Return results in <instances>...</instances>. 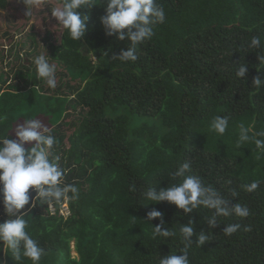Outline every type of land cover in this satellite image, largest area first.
<instances>
[{"label": "trees", "instance_id": "trees-1", "mask_svg": "<svg viewBox=\"0 0 264 264\" xmlns=\"http://www.w3.org/2000/svg\"><path fill=\"white\" fill-rule=\"evenodd\" d=\"M45 1L50 12L63 6V0ZM15 2L27 4L0 0V10L18 9ZM103 3L78 10L88 17L80 41L63 27L57 41L26 35L31 46L44 44L48 62L57 63L55 88L37 78L34 61L22 54L11 71H0V117H7L0 136L17 139L19 125L38 119L57 139L49 155L60 157L61 186L77 188L53 202L55 212L39 200L20 210L26 230L44 249L40 264H159L183 254L179 229L189 221L197 235L209 236L202 247L193 236L190 264H264V153L254 143L237 146L241 123L253 133L264 131V87L253 86L257 76L264 81V0H156L165 22L137 46L134 63L115 59L130 41L106 34ZM253 36L261 38L258 49L249 47ZM241 65H247L243 78L236 75ZM216 116L229 119L223 136L211 130ZM184 162L191 163L186 175L217 189L229 206H247L250 215L219 217L210 228L212 211L203 206L185 215L166 201L145 198L151 188L179 183L170 174ZM253 181L259 187L244 190ZM29 193L36 195L31 188ZM65 202L68 216L61 213ZM153 209L164 213V228L175 237L153 238L160 224L159 218L147 220ZM8 218L0 197V223ZM227 224L241 228L226 236ZM2 244L0 261L17 264ZM18 264L31 261L22 257Z\"/></svg>", "mask_w": 264, "mask_h": 264}, {"label": "clouds", "instance_id": "clouds-1", "mask_svg": "<svg viewBox=\"0 0 264 264\" xmlns=\"http://www.w3.org/2000/svg\"><path fill=\"white\" fill-rule=\"evenodd\" d=\"M29 3V0H25ZM95 0H63V6L52 8V15L59 21L68 36L74 41H80L86 31V21L88 19L82 10L92 7ZM103 7L107 15L101 17L106 34L116 35L118 39L130 41L127 50H121L115 59L121 62H135L138 59L137 46L154 35V26L165 22V11L163 7L156 3V0H104ZM126 30V31H125ZM262 46L261 38L253 36L249 47L258 49ZM260 62L264 63V57L260 56ZM34 64L38 79L45 80L51 88L56 87L55 67L51 65L44 55L35 57ZM247 73V65H241L236 75L243 78ZM253 86L257 89L264 87V81L259 76L253 79ZM7 117H0V122ZM229 126L227 116H216L211 122V130L218 136H223ZM43 129V131H42ZM48 129L42 125L38 119H27L25 123L19 125L15 130L17 139H9L0 136V197L4 205L8 218L0 223V241L2 248H6L11 253V257L20 262L22 257L28 258L31 264H40L44 254V249L32 238L26 230L28 222L25 215L20 210L26 205L31 207L40 204H47L52 210L53 202L60 203L69 198V193H77V188L73 185H63L65 170L59 164L60 157L50 158L49 150L53 149L57 143L56 137L45 134ZM251 133V135H250ZM264 131L253 133L252 128L246 127L243 123L239 125V140L237 146L245 143H254L259 153H264ZM25 144H30L26 148ZM259 158V157H258ZM191 163L184 162L170 175L173 179L180 178V182L161 188L158 192L155 188L147 190L145 198L153 203L168 202L182 209L185 215L192 213L201 206L212 211L208 218L210 228H215L219 217L236 215L246 218L250 215L247 206L236 203L230 205V200L226 199L217 189L206 186L200 177L186 175L190 172ZM244 190L252 192L259 187V182L253 181L242 186ZM30 188L36 193L35 197L30 196ZM235 195V193H233ZM67 205H61V213L70 210ZM53 211V210H52ZM55 212V210L53 211ZM65 215V214H64ZM160 219V224L154 227L153 238L175 237L176 232L165 229L164 213L153 209L148 213L147 220ZM241 228L240 224H227L224 234L231 236ZM182 241L185 246L181 249L182 255L170 254L160 258L159 264H190L188 248L193 243V236H196L195 243L202 247L209 240V236L204 231L195 233L194 224L189 221L179 229ZM3 264V261H0Z\"/></svg>", "mask_w": 264, "mask_h": 264}, {"label": "rangeland", "instance_id": "rangeland-1", "mask_svg": "<svg viewBox=\"0 0 264 264\" xmlns=\"http://www.w3.org/2000/svg\"><path fill=\"white\" fill-rule=\"evenodd\" d=\"M30 1L28 5L15 2V5L19 7L11 10V12L0 10V45L3 50L0 55V71H11L13 66L18 63V55L20 54L23 55L24 60L29 58V61H34L35 57L39 55H44L47 60L50 59L44 44L35 42L31 46L32 40L28 36L26 37L28 33H35L39 41L45 34L51 37L50 39L53 41H57L62 32L63 28L50 12L47 1ZM41 42L43 43V41ZM50 64L54 66L57 63L53 61ZM12 75L16 76L13 73ZM62 206L66 207L67 205L63 203ZM51 207L53 211L56 209L54 204ZM69 213V210L64 211L65 216H68ZM72 253L74 256L77 255L74 248Z\"/></svg>", "mask_w": 264, "mask_h": 264}]
</instances>
